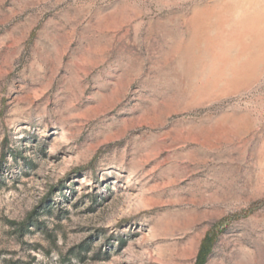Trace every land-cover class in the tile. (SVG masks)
Returning a JSON list of instances; mask_svg holds the SVG:
<instances>
[{"label": "rangeland", "instance_id": "374dc122", "mask_svg": "<svg viewBox=\"0 0 264 264\" xmlns=\"http://www.w3.org/2000/svg\"><path fill=\"white\" fill-rule=\"evenodd\" d=\"M221 220L205 264H264V0H0V264H194Z\"/></svg>", "mask_w": 264, "mask_h": 264}, {"label": "trees", "instance_id": "16d2710c", "mask_svg": "<svg viewBox=\"0 0 264 264\" xmlns=\"http://www.w3.org/2000/svg\"><path fill=\"white\" fill-rule=\"evenodd\" d=\"M261 203H263V202H261ZM252 211H254V207L250 208L245 213L249 214ZM222 223H224V220H221L214 227H212L210 230H208L206 232L204 238L202 239V241L200 243L194 264H205L206 263L207 258L211 254L212 248H213L219 234L222 232V230L219 229V227L222 225ZM25 226H26V224L20 225L21 228H24Z\"/></svg>", "mask_w": 264, "mask_h": 264}]
</instances>
